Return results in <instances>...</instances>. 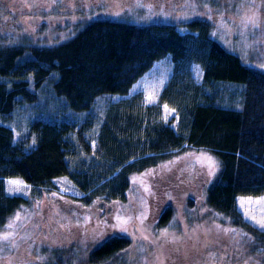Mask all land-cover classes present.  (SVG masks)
Instances as JSON below:
<instances>
[{
  "label": "trees",
  "instance_id": "1",
  "mask_svg": "<svg viewBox=\"0 0 264 264\" xmlns=\"http://www.w3.org/2000/svg\"><path fill=\"white\" fill-rule=\"evenodd\" d=\"M10 22L0 29V230L30 203L6 195L3 179L18 178L35 190L66 177L80 195L75 208L87 211L86 225L95 227L84 258L123 264L131 241L114 233L112 212L134 184L145 185L141 229L171 233L159 242L167 247V264H196L199 246L172 240L179 213L191 219L196 206L206 213V243L233 237L264 263V229L237 206L238 197L264 195L263 70L227 51L200 18L178 25L95 18L56 45L12 43ZM164 58L172 74L157 104L145 105L141 94L125 97ZM194 65L202 71L199 83ZM161 105L176 118L160 120ZM200 151L216 163L199 164Z\"/></svg>",
  "mask_w": 264,
  "mask_h": 264
},
{
  "label": "rangeland",
  "instance_id": "2",
  "mask_svg": "<svg viewBox=\"0 0 264 264\" xmlns=\"http://www.w3.org/2000/svg\"><path fill=\"white\" fill-rule=\"evenodd\" d=\"M95 18L136 25L155 22L178 25L194 18L204 19L211 24L210 35L227 51L239 56L244 64L264 71V0H0V29L6 31L1 24L9 21L6 26L16 28L10 39L12 43L27 39L33 44L56 45ZM179 30L187 32L182 26ZM171 74L170 59H161L139 78L125 97L141 94L145 105H155ZM192 76L195 82H200L202 71L196 65L192 66ZM120 99L113 97L111 101ZM159 117L167 121L176 115L161 105ZM200 152L199 164L209 167L216 163L208 152ZM3 186L6 195L22 196L30 203L10 217L0 230V264H48L57 257L62 264H89L84 256L94 244L91 234L95 227L86 225L87 211L79 212L81 208H75L73 203L80 195L66 177L55 178L49 189L33 190L18 178L3 179ZM145 190V185L134 184L128 201L117 204L112 212L114 233L131 241L121 255L123 264H167V247L159 242L171 233L161 230L149 234L141 229L148 211ZM237 206L247 221L264 229V195L238 197ZM77 213H82L83 218ZM205 214L200 206L191 212V219L181 211L175 222L179 232L172 235L174 242L199 246L196 264H264L260 262L261 256L252 255L249 246L236 243L233 237L206 243L208 225L202 219ZM211 245L221 247L210 251L207 246ZM75 252L80 254L78 260Z\"/></svg>",
  "mask_w": 264,
  "mask_h": 264
},
{
  "label": "snow or ice",
  "instance_id": "3",
  "mask_svg": "<svg viewBox=\"0 0 264 264\" xmlns=\"http://www.w3.org/2000/svg\"><path fill=\"white\" fill-rule=\"evenodd\" d=\"M10 183H19L18 181H12ZM262 227H264V222H262ZM4 239H7V237H4Z\"/></svg>",
  "mask_w": 264,
  "mask_h": 264
}]
</instances>
